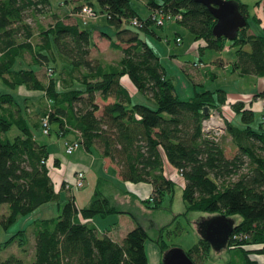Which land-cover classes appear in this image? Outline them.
<instances>
[{
	"label": "trees",
	"instance_id": "trees-1",
	"mask_svg": "<svg viewBox=\"0 0 264 264\" xmlns=\"http://www.w3.org/2000/svg\"><path fill=\"white\" fill-rule=\"evenodd\" d=\"M98 1L96 7L107 11L109 22L116 26V37H110V43L123 49L115 61L92 55L90 29L79 21L66 20L68 12L61 15L51 9L50 0H0V77L10 87L0 89V206L6 204L0 210V222L8 227L19 215L43 202L62 198L61 190L69 179L64 178L56 185L48 162L47 141L35 131V127H40L50 132L51 122L55 121L60 134L76 130L73 138L65 140L78 138L87 149L99 148L119 165L124 179L151 181L152 191L142 197L151 206L160 205L165 192L171 194L175 185V179L163 170L164 150L184 177L185 208L174 215L203 209L208 215L225 212L233 216V229L225 245L233 250L229 263L260 264L259 255L264 253L263 117L255 126L254 108L243 98L232 100V115L236 117L226 115L225 133L232 134L238 149L226 153L225 133L215 138L205 133L201 124L210 106L221 108L228 97L226 88L195 85L190 95L180 96L159 53L140 34V29L123 25L124 18L130 21L137 15L143 19L138 25L154 32V25L162 24L150 17L151 11L141 14L133 0ZM144 2L151 10L158 7L180 13L174 19L187 26L194 36L203 38L199 44L201 51L225 45L226 36L213 32L216 17L203 1ZM82 3L75 4L71 12ZM238 4L248 18V3L238 0ZM47 10L52 11L53 18L48 24L38 23L39 38H33L36 30L26 14ZM254 17L260 18L255 14ZM177 36L182 38L180 31ZM230 40L237 46L233 67L241 73L264 75V25L262 31L251 30L247 20ZM28 52L30 58L26 57ZM194 61L203 59L191 62L197 65ZM43 63L52 67L48 80L39 73ZM123 73H128L154 103L133 100L120 79ZM21 83L40 90L38 110L42 115L49 113L48 131L43 129L42 115L41 119L29 116V96L15 93V87ZM97 92L104 99L111 94L115 98L101 107ZM58 161L55 156L54 162ZM102 182L99 177L88 202L79 205L74 194L68 193L59 213L34 216L33 255L27 259L23 254L11 252L0 258V264H148L145 248L148 230L133 212L135 224L120 240L107 230L100 231L91 219L96 213L106 215L126 210L111 200ZM161 228L162 225L160 232ZM160 235L157 239L163 250L174 245H168ZM14 240L26 248L27 227H18L0 239V249ZM210 246V241L200 235L186 250L197 264H203Z\"/></svg>",
	"mask_w": 264,
	"mask_h": 264
},
{
	"label": "rangeland",
	"instance_id": "rangeland-1",
	"mask_svg": "<svg viewBox=\"0 0 264 264\" xmlns=\"http://www.w3.org/2000/svg\"><path fill=\"white\" fill-rule=\"evenodd\" d=\"M245 1L249 3L248 5L250 10L248 20L250 25H254V28L257 31H262L264 25L263 0ZM75 2L76 0H50V7L51 9L57 10L58 12L64 14L65 11L72 10ZM92 2L95 6L99 7L98 0H92ZM133 2L136 4L137 9L143 15H146L149 9L147 4L142 0H133ZM254 14L258 15L260 18H255ZM76 17L82 25L87 26L91 31L93 27H97L101 23L106 25L109 23L107 15L103 12L99 13L96 16L88 18L86 21H84L79 15H76ZM26 18L28 21H30V23L36 30L32 37L39 38L38 23L48 24L52 20L53 15L51 10L37 12L35 14L28 11L26 14ZM66 18L70 20L75 19L74 14L71 11L70 13H68V16H66ZM127 24L139 28L140 34L145 39H147L152 44L154 49L159 53L161 60L166 66V71L171 74L175 82L176 89L180 96L190 95L194 91L195 85L209 87L223 85L230 94L235 95L237 93H242L245 96L248 95L252 97L251 101H246L248 104H250V106L254 108V124L258 123L263 109L260 103V98L255 97L256 94L253 93V91L255 90V88L262 86V84L264 83V77L252 75L249 73H239L237 70H233V65L231 62L224 67L222 64L217 65V61H213L211 59L220 50L226 58H229V51L227 50V48L231 47L230 52H232L233 49L235 50V45L231 43V38L226 36V43L223 46L224 48L217 49L207 47L204 51H201L199 44L200 42H203V38L194 36V34L187 28V26L175 19L165 21V23L162 25L155 24L154 26L156 32L146 31L138 24L128 21L124 18L123 25ZM177 31H180L183 37L182 40H176L175 35L177 34ZM112 32L113 35H115L114 30ZM227 42L229 43V45L231 43V45L228 46ZM95 51L96 50H94V52ZM101 51V54L106 58H115L118 55L117 52H114L117 50L111 48L107 44H104V47L101 48ZM30 56L31 54L28 52L26 57L30 58ZM199 58H204V60L206 61L208 60V64L199 67V70L201 71V74H199V76L198 74H189L187 69L192 70L193 68H198L196 65L191 64V62L194 59L199 60ZM212 62L217 66L213 67ZM182 64L185 67H183ZM46 68V63H43V65L40 66L39 73L43 78L48 80L50 78V74H48ZM123 78L127 82L132 81V79L127 74H125ZM0 89H10L8 84L4 82L1 77ZM19 90L25 91L34 89H30L28 86H25V88L21 87L19 88ZM14 91L16 93V91H18L17 88H15ZM37 91H39V89H37ZM132 94L133 100H142L154 103L153 101H150L149 97L147 98L144 92H142L138 87L132 89ZM96 97H98V92L96 93ZM43 98L45 102V94L43 95ZM30 100L31 101L28 102L27 106V112L29 116L31 115L33 118L41 119L42 113H40L38 110V107L40 106L39 101H36L37 99ZM224 102L223 106L221 104V108L225 111V114L229 116L230 113L234 112L233 110L228 108V106L231 105L228 104L225 106ZM227 108L230 109V113L227 111ZM35 131L40 139L47 141V143L49 142L48 162L51 169L55 171L54 173L62 178L65 175L63 172H61L62 167L54 164V154L59 152L60 156H67L69 154L75 153V151L80 148L81 145L75 146V149H73V153L65 151V138H73L74 134L76 135V130L74 134L72 132L59 134L56 128V122L52 121L50 132H44L40 127H35ZM227 149L229 150L228 146ZM98 155V150L93 146L92 151H88V154H85L84 158H86L88 161H90L93 157H97L100 159ZM109 171L111 172L112 170L109 169ZM98 172L101 174V172L103 171ZM169 172L176 178L174 189L171 194L169 193V191L165 192L161 204L158 206L145 204V202L142 201L138 194L128 188H126L127 190L122 191V189L120 190L119 188L114 186L113 182L108 183L106 181V183L105 181H103L105 182V184L102 183V187L104 186V191L109 195L111 200L117 202L121 206H128L129 208H132V211L137 216V218L146 225L148 235L145 239V248L148 257V264H163L162 257L164 250L162 249L161 244L157 239L159 234H161V239L163 238V240L166 241L168 245L178 243L185 248H188L201 235L199 220L201 219L202 214L207 215L208 212L203 209H192L187 214H185L184 212H179L177 215H174L176 212L184 210L185 200L182 196L183 184L182 180H180L179 178L181 175L180 172H176L174 170H170ZM96 174V166L94 163L88 173V182L86 183L85 179V183L83 185L73 186L75 187L74 190L77 192V194L86 196L85 194L88 193V195H92L95 190V186L98 184L99 175L97 176ZM59 183L60 179H56L57 186L59 185ZM79 188H81V193ZM124 196H127V198L124 199ZM64 197H66V189H63V195L59 201L56 199H50L43 202L32 211L19 215L11 224H9L8 227H4L0 222V239H3L16 228L21 226L27 227L29 236V241L26 244V248H22L19 243L14 240L6 247L0 249V258L7 256L11 252H15L19 255L23 254L27 259H29L33 255L35 242V234L32 229L33 224L31 222L32 218L36 215H53L59 213L65 200ZM5 205L0 206V210L4 209L6 207ZM115 213L118 212L115 211ZM161 225L162 231L160 232ZM231 255H233V250L229 248L227 249L225 246L217 248L215 245L211 244L209 250L203 257V264H229L227 258Z\"/></svg>",
	"mask_w": 264,
	"mask_h": 264
},
{
	"label": "crops",
	"instance_id": "crops-1",
	"mask_svg": "<svg viewBox=\"0 0 264 264\" xmlns=\"http://www.w3.org/2000/svg\"><path fill=\"white\" fill-rule=\"evenodd\" d=\"M84 1H88V0H76L75 4H78V3H81V2H84ZM142 1H144V0H142ZM134 5L136 6L135 3H134ZM248 8H249V5H248ZM70 11H65V12L70 13ZM150 11H151V8L149 7V9H148V11H147L146 14H148ZM60 14L62 15V13H60ZM73 14H74V17H75L74 21H79L77 19V17H76V14L75 13H73ZM66 16H68V15H66ZM66 16H64V17L66 18ZM66 20H70V19H67L66 18ZM167 21H170V19L167 20ZM83 26H85V25H83ZM113 26H114V28H113ZM115 29H116V26L113 23H110L109 22L107 25L101 23L99 26L93 27L92 31L90 30L91 31V33H90V35H91V46L90 47H91V52H92L93 55H99V56L104 57L101 54L102 53L101 48L104 47V44H107L111 48L117 50V51H114V52L115 53L117 52V54H118L115 58H109V57L108 58L104 57V58L115 61V60H117L122 55L123 49L120 46H113L110 43V40H111L110 37H114V38L116 37ZM250 29L251 30H256L254 28V25H252V24L250 25ZM113 30L115 32V35H113V32H112ZM154 32H156V31H154ZM182 38L180 40H182ZM177 41H179V40H177ZM227 44H228V46L231 45V43L229 45L228 42H227ZM236 47L237 46L235 45V50H236ZM230 49H231V47L227 48V50L229 51V58H226L223 55L222 51L220 50L211 59L213 61H217V65L218 64H222L224 67L227 66L230 62L232 63V61L236 57V51L233 49L232 52H230ZM94 50H96V51L94 52ZM201 59L204 60V58H201ZM206 64H208V60L207 61L204 60L203 61V64H201V65H196L198 67L197 69L196 68H193L192 69L193 71L190 70V69H187V71H188L189 74L193 73L194 75H197L198 74V76H199V74H201V71L199 70V67H201L202 65H206ZM212 64H213L212 65L213 67L217 66L213 62H212ZM183 67H185V66L183 65ZM233 70H237L239 73H241L235 67H233ZM215 73H216V71H215ZM125 74H127L129 76L128 73H123L121 75L120 79H121L122 83L128 88L129 92L131 93V96L133 97L132 89L135 88V87H137V85L135 84V82L133 80L131 82H127L123 78V76ZM167 74H169V73L167 72ZM249 74L258 75V76L264 77V75H262V74H257V73H249ZM169 75H171V74H169ZM18 86H19V88H21V87H24L25 88V86H28V85L27 84H24V83H21V84H19V85H17L15 87V88H17L18 92H20L21 95H28L29 96L28 99H27V101L30 102L31 101L30 99H37L36 101L41 100L40 99V90L37 91V88H33V87H29L28 86L30 89H34V90L21 91V90H19ZM262 89H264V83L262 84V86H260L258 88H255V90L253 91V93L257 94L256 92H258V91H260ZM244 90H246V89H244ZM227 95H228V97L230 99L240 98V97L242 98L244 96L243 98H244L245 102H247L246 100H250V101L252 100V97L251 96H248V95L245 96L242 93H237V94L233 95V94H230L228 90H227ZM98 97H96V99L99 101L100 106L102 107V104L105 101H108L110 99H114L115 98V94H111V95H109V97L107 99H104V98H102L101 94L98 92ZM146 97H147V95H146ZM255 97H257V96L255 95ZM228 104L230 105V103H227V105ZM228 108H230L231 110H233L231 106H228ZM228 108H227V111L230 113V109H228ZM233 112H234V110H233ZM232 114H234V113H230L229 114L231 118L236 117V116H234ZM261 118H262V112H261L260 119ZM260 119H259V121H260ZM254 125L258 127V123L257 124H254ZM224 135H225V137H224L225 151L228 154H232L233 152H235L238 149V145L233 140L232 134L230 132H226ZM79 145H81V146H80L79 149H77L75 151V153H73V150L68 151V150L65 149L66 152H72L73 154H69L67 156H60L59 152L54 154V158H55V156H58L59 157V161L57 163L54 162V164H56L59 167H62V171L61 172H63L64 175H65V176H63L61 178L59 175H57V174L54 173L55 171L53 169H51L52 170L51 172H52L53 178L55 180V183H56V179H60L59 185L61 184V181L64 178L65 179H72L73 176H74L75 170L77 168H81V167H84L86 169V183H87L88 182L87 181L88 173L91 170V166H93L94 163H95L96 173H97L96 175L97 176L99 175V177H102L103 178V181H105V182L106 181L108 183L113 182L114 186H116L120 190L122 189V191L127 190L126 188H128V189L132 190L133 192H135L136 194H138L141 199H142V197H144L145 195L149 194L152 191L153 184L149 180L131 181V180H128V179H124L121 176L120 172H119V165L114 160H112L108 155L102 154L99 148H97V150L99 152V155L98 156L100 157V159L97 158V157H95V158L93 157L90 161H88L86 158H84V156H85V154H88V151L90 152L92 150L85 148V146L82 143H80ZM227 146H228L229 150L227 149ZM162 156H163V165H164L163 166V168H164L163 170H164L165 174L172 176L175 179V182H176L175 176H173L172 174H170L169 171L170 170H174V171L177 172L178 171L177 167L168 159V157L166 156L164 150H162ZM109 169H111L112 171L110 172ZM98 171H103V172H101V174H100ZM104 172H106V173H104ZM179 178H180V180H182V184H183L184 177L182 176V174L180 175ZM105 182H102V183L105 184ZM102 188L104 190V186ZM63 189L64 190L66 189V194H68V193L74 194L75 200H76L77 204H79V205H82V204L88 202V200L91 197L90 196L91 194L88 195V193L85 194L86 196L77 194V192L74 190L75 187H71V188H66V187L64 188L63 187ZM79 190H80V193H81V188H79ZM61 195H63V190H61ZM182 196H183V192H182ZM123 198L126 199L127 196H124ZM115 203H117V202H115ZM119 206H121V205H119ZM121 207L125 208L126 210L116 211L118 213H115V211H112V212H110V213H108L106 215H102V214L96 213V214H94L91 217V219L94 221V223L97 225V227L99 228L100 231L107 230L114 238L119 239V240L122 239V237L124 236V234L127 231V229L129 227H131L132 225H134V223H135V218L131 214L133 212L132 211V208H129L128 206H121ZM208 214L209 213L207 212V215ZM207 215H204V216H207ZM231 257H232V255L227 258L228 262H229V260H230ZM202 262H203V259H202ZM258 262L260 264H264V253H261V255H259Z\"/></svg>",
	"mask_w": 264,
	"mask_h": 264
},
{
	"label": "water",
	"instance_id": "water-1",
	"mask_svg": "<svg viewBox=\"0 0 264 264\" xmlns=\"http://www.w3.org/2000/svg\"><path fill=\"white\" fill-rule=\"evenodd\" d=\"M213 11L216 20L212 30L215 34H223L233 38L241 26L245 25L247 14L240 10L238 0H201ZM208 105H206L207 110ZM234 217L225 212L212 213L200 220L201 235L217 248L226 245L233 229ZM163 264H197L186 248L180 244L169 246L163 252Z\"/></svg>",
	"mask_w": 264,
	"mask_h": 264
},
{
	"label": "built area",
	"instance_id": "built-area-1",
	"mask_svg": "<svg viewBox=\"0 0 264 264\" xmlns=\"http://www.w3.org/2000/svg\"><path fill=\"white\" fill-rule=\"evenodd\" d=\"M105 13L106 15H109L107 11H102L99 8H97L93 3L89 1H84L79 8L75 9L73 13L76 15H79L82 17L84 21H86L88 18L98 15L99 13ZM150 17H152L157 23L163 24L165 21L169 19H174L176 16L180 15V13H171L166 12L158 7L153 8L151 12L149 13ZM143 19H141L137 15H133L130 19L131 22L140 24ZM178 40L180 39V36L176 37ZM194 64L201 65L203 64V61H194ZM52 67L50 65H47V72H51ZM256 96L260 98V103L264 110V90L260 93H257ZM244 97V96H243ZM242 97V98H243ZM241 98V97H240ZM236 99V98H234ZM229 97L225 100L224 104L227 105V103H231L232 100ZM244 99V98H243ZM231 105V104H230ZM223 106V103H222ZM233 109V108H232ZM49 113L48 111L42 115V122H43V129L45 131H48L50 128V124L48 121ZM262 117L264 119V111L262 114ZM202 129L205 133H208L212 135L213 137L217 138L219 137L226 129L227 125V119L225 111L220 108L219 106H210L207 110L206 114L201 119ZM80 143V140L78 138L72 139V141H69L68 139L65 140V146L68 151H71L77 144ZM45 158H42L44 160ZM85 182V169L84 168H78L74 174V177L72 179L65 181V186L70 188L72 186H79L82 185ZM152 197V196H150Z\"/></svg>",
	"mask_w": 264,
	"mask_h": 264
}]
</instances>
